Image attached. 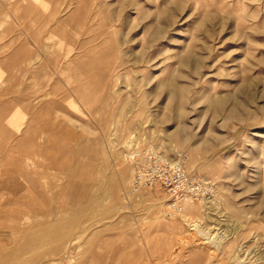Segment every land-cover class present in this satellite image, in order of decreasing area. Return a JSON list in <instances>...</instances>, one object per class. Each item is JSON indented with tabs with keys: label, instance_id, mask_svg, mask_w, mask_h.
<instances>
[{
	"label": "rangeland",
	"instance_id": "1",
	"mask_svg": "<svg viewBox=\"0 0 264 264\" xmlns=\"http://www.w3.org/2000/svg\"><path fill=\"white\" fill-rule=\"evenodd\" d=\"M3 104V137L37 122L42 155L0 164V264H264V0H0ZM151 148L215 202L170 215L133 190L129 154Z\"/></svg>",
	"mask_w": 264,
	"mask_h": 264
},
{
	"label": "built area",
	"instance_id": "2",
	"mask_svg": "<svg viewBox=\"0 0 264 264\" xmlns=\"http://www.w3.org/2000/svg\"><path fill=\"white\" fill-rule=\"evenodd\" d=\"M129 158L134 165L133 190L162 189L168 199L170 215L181 213L186 201L214 203L216 200V186L191 175L180 160L154 148L131 151Z\"/></svg>",
	"mask_w": 264,
	"mask_h": 264
},
{
	"label": "crops",
	"instance_id": "3",
	"mask_svg": "<svg viewBox=\"0 0 264 264\" xmlns=\"http://www.w3.org/2000/svg\"><path fill=\"white\" fill-rule=\"evenodd\" d=\"M53 34L55 36H61L62 31L59 29V30H54ZM71 63V62H70ZM69 63V64H70ZM67 70L69 72L72 73L71 75V80H72V84H80V80L82 81L83 79V76H80L78 71H73L69 68V66L67 67ZM83 82V81H82ZM36 80L34 79V74H32V77H31V81L28 82V88H27V91L28 92H31L32 89L35 90V86H36ZM79 84L77 86H79ZM81 86V85H80ZM84 87L86 86H82V87H79L77 89L78 91V94L81 96L82 100L85 102V98H84V94L87 95V98L89 97V91L87 89H85ZM86 91V92H85ZM35 102V101H34ZM7 107V104L6 105H1L0 106V117L1 119H6V118H9L10 117V113H8L6 110ZM12 117H14V115H11ZM34 123H37V122H31L29 124V129H28V132L27 131V128L22 131L20 130L21 128V125L17 127V130H16V133H19V132H22L20 137L18 138H9V137H3V134H5V132H3L2 128H0V164L1 166L4 165L7 161H9L10 158H18L20 159L21 156L26 153V151L28 150H31L33 151L34 153H39L40 155H42V143L39 142L37 143L33 137L35 136L34 133H31L29 132L30 130H32V126L34 125ZM2 124L3 123H0V127H2ZM44 126H50L51 129L50 131H52V127L54 129V131L57 129V127L55 128L51 123H43ZM8 131L6 130V133ZM30 135H29V134ZM28 135V137H27ZM12 140V142H10V140ZM15 170H13L14 172ZM0 172H3V173H8V171L4 170H0ZM18 172H21V171H18ZM23 173L25 172V169H23L22 171Z\"/></svg>",
	"mask_w": 264,
	"mask_h": 264
},
{
	"label": "bare ground",
	"instance_id": "4",
	"mask_svg": "<svg viewBox=\"0 0 264 264\" xmlns=\"http://www.w3.org/2000/svg\"><path fill=\"white\" fill-rule=\"evenodd\" d=\"M91 13V9L89 10V14ZM86 19V18H85ZM155 38H161V36H162V33L161 32H156L155 34ZM69 68L71 69V70H73V71H78V69H77V67H75V65H74V62H71L70 63V66H69ZM166 86H167V88L169 89V92H170V96L171 97H175V98H177V97H180V95H182L183 94V88H180L178 85H176V84H174V83H168V84H166ZM89 89H87L88 91H89V95H91V97L89 96L88 98H87V95L85 94V100H86V102H90V100H91V98H92V96H94V95H96V93H98V91H96V90H92L91 88H90V86L88 87ZM180 101V100H179ZM228 99L226 98V99H224V98H218V99H211L210 101H208V103H207V108H209V109H212V111H213V113H214V116L216 117V116H218V115H220L221 114V112L222 111H225L226 110V107H227V105H228ZM243 104V103H242ZM241 103H239V102H236L235 103V105H233V107L231 108V109H229L228 111H227V113H226V116L228 117V118H235V119H238V120H243V115H242V110H243V106L244 105H242ZM182 106V104L180 103L179 104V107H181ZM182 108V107H181ZM228 108H229V106H228ZM226 112V111H225ZM29 134V133H28ZM30 135V134H29ZM27 137H28V135H27ZM51 148H53V147H51ZM97 150V149H96ZM95 152V151H94ZM93 153V152H92ZM97 153V152H96ZM94 154V153H93ZM194 205V204H193ZM193 205H189L188 207H189V210L191 211V213L193 212V211H195L197 208L196 207H194ZM201 206V205H200ZM187 207V208H188ZM200 208V207H199ZM207 208H208V206H207ZM202 209V208H201ZM188 210V209H187ZM203 210H204V208H203ZM207 210V209H206ZM185 219V218H184ZM191 225V224H190ZM191 227H195L194 225H191ZM196 228V227H195ZM210 239V238H209ZM216 240V239H215ZM209 241V240H208ZM211 241V240H210ZM213 242V241H212Z\"/></svg>",
	"mask_w": 264,
	"mask_h": 264
}]
</instances>
